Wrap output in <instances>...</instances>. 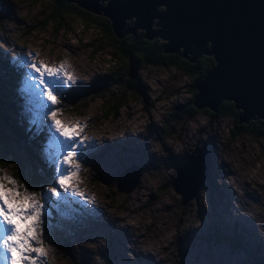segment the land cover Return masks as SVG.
<instances>
[{
	"label": "rangeland",
	"instance_id": "1",
	"mask_svg": "<svg viewBox=\"0 0 264 264\" xmlns=\"http://www.w3.org/2000/svg\"><path fill=\"white\" fill-rule=\"evenodd\" d=\"M42 8L39 0H18L17 3L15 0H0V44L6 46V48H0V75H6V71L11 66L21 71L17 78V80L19 79L18 85L15 77L13 86L10 89L5 87L8 92L5 99L11 108L7 111V115L12 120L22 122V127L24 124V129L28 130L27 138L32 150L30 154L36 158L37 168L41 171V173L37 171L35 173L42 176L41 184L27 188L43 192L51 186L59 192L58 199L44 193L45 214L42 217L44 221L42 238L63 254V260H70L75 264H95V261L93 259L91 261L89 258L94 255L100 256L104 264H156L154 257L150 254L144 255L135 248H128L127 245L133 243L130 230L116 226L121 220L116 212L127 211L129 201L132 199L129 196L121 197L120 194L130 193L137 187L139 178L146 171L158 170L163 167L165 169L172 168L175 171L178 169L179 172L180 164L197 143L198 146L205 144L209 152L207 175L197 188L194 197L195 207H193V199L181 204L180 199L171 197L176 175L169 182L162 183L155 192L148 196L147 201L139 209H136L138 212H160L162 213L160 219L171 221L175 218L173 226L177 236L167 248L162 250L164 258L159 260V264H248L247 261H243V258L249 259V252L256 253L260 247V255L264 254V186L257 184L254 190H249V186L246 184L244 196H238L227 184H217V179L232 173L227 172L226 164L221 162L218 165L216 162L218 145H220L219 151L224 155L233 152L236 143H240L242 148L256 145L260 149V155L264 156V134L237 129L238 120L236 123L231 115H216L214 118H210L202 112V109L206 107L201 108L193 116L173 119L171 117L173 107H175L173 105L161 124L152 122L150 108L160 100L166 99L173 92L180 91L172 86L176 81L184 83V87L190 94V98L185 100H192L193 95L189 88L192 87L193 77L184 75L177 69L173 72L174 68L162 69V67L135 62L130 64L128 73L130 76L132 75V78L138 79L142 85L135 91L132 90L127 98L123 99L118 113L107 116L102 107L104 101L122 98V89L112 83H102L100 80L93 84L96 95L88 96L83 90L86 87L85 84H90L100 74L111 72L114 70L113 67H116V61L110 55V48L102 46L99 43L98 34H95L96 32L92 31L90 27L84 28L82 22L80 23L74 18H70L66 26L57 27L49 24L40 29L41 17L44 13ZM85 11L88 12L86 9ZM20 12H24L25 15L20 16ZM12 24H15L16 27L6 28V25ZM155 27L151 28L155 29ZM57 28L60 29L56 31ZM77 28L80 29L79 33L76 31ZM12 32L19 35L14 37L11 35ZM69 33L73 39L78 41L77 45H72L69 42ZM119 33L126 37L131 35L129 31L127 33L119 31ZM85 39H87V43H85ZM147 42L152 45L150 47H154L160 53L162 47L156 40H147ZM29 46L40 52L39 57H36V51L32 53L37 65L40 60H44L48 65L53 62L59 63L64 58L62 50L67 49L74 57L72 63L76 69L89 78L87 83L78 81L75 85H71L69 82L65 86L62 77H45V85L62 101L56 106L62 110L58 114L59 119L91 116L87 131L93 133L98 132L105 122L118 120L125 108L128 109L125 115L129 119L134 114L133 109L140 104L144 105L142 110L149 115L146 136L142 134V136L133 138L129 135L128 141L125 138L112 142L104 140L102 146H97L95 141H85L84 144H79L77 140L62 141L65 151L74 150L76 160L89 169V172L82 173V175L87 177L86 191L88 194L93 192L96 194V201L93 204L81 201L79 197H73L59 189V186L55 184L54 163L49 162L44 148L36 146V142L45 146L53 133L49 128L52 123L49 119L50 116L47 120L45 119V115L51 110V107L46 105L45 109L40 111L38 101L25 90L23 83V76L27 73V69L21 66V62L30 63L25 55ZM19 54L21 55L18 56ZM141 67L147 70L143 78L138 73V69ZM165 74H167L168 80L164 81L166 85L164 91L157 96L156 101H150L147 96L149 89L146 80ZM184 77H187L190 83L185 81ZM56 81H61L62 84H54ZM157 83H161V81L157 79ZM20 88L26 93V96L22 102H17ZM72 91H77V95ZM192 120L196 123H201V121L204 123L196 131V135L191 138V141L186 143L183 154L174 155L171 149L164 144V141L172 138L183 141L185 135L191 131L188 122ZM222 124L227 128L226 132L221 128ZM1 130L7 131L5 128H1ZM231 131L234 132L233 138ZM202 133L207 136L206 141L201 139ZM39 135L43 139L33 140L34 136L38 137ZM221 136H224L222 144ZM151 138L160 142L161 148L168 153L167 156L158 157L157 154L150 155L148 153V143ZM10 139L14 145V153L20 155L24 165L32 170L33 166L29 164L30 157L26 152L29 150L24 145L25 139H19V143ZM141 139H143V143H140ZM73 145H76L75 149H73ZM252 151L255 152L256 148L252 147ZM259 159L260 156H257V160ZM4 161L6 165L2 167L3 161L0 160V168L8 169L11 174L9 159L4 158ZM42 166L46 171L42 170ZM64 171H67L66 167ZM153 174L155 175V173ZM82 187L84 186L82 185ZM119 188L120 190H118ZM127 189L130 190L127 191ZM165 197H171L172 203H164ZM156 201H160L163 206L153 210V204ZM110 209H115V211L110 213ZM163 213H172V216H164ZM156 219L157 217L153 215L154 222L148 225L149 231L156 229ZM231 224L235 225L236 230L230 231ZM219 226L225 228L226 232L223 235L214 236ZM245 226L255 237L244 233ZM10 232L11 226L0 224V240ZM231 237H235L237 249L243 254L230 252L234 247L228 240ZM99 239L105 240L106 247L98 248L96 252L80 247L84 242L97 243ZM74 245L77 246L75 249ZM252 248L254 249L251 250ZM2 251L4 252L3 249H1ZM129 252L135 257L134 260L127 255ZM4 253L9 264L8 255L6 252Z\"/></svg>",
	"mask_w": 264,
	"mask_h": 264
},
{
	"label": "water",
	"instance_id": "2",
	"mask_svg": "<svg viewBox=\"0 0 264 264\" xmlns=\"http://www.w3.org/2000/svg\"><path fill=\"white\" fill-rule=\"evenodd\" d=\"M65 2L106 19L110 32L119 39L125 37L119 31L131 33L129 42L138 37L145 41L162 37L160 52L178 54L181 51V56L192 63L202 54L211 55L214 65L196 84L191 100L193 107L197 110L206 107L215 112L226 99L238 109V123H248L255 116L264 120V0ZM131 17L135 18L133 25L127 24ZM208 152L205 144H194L180 164L179 172L176 169L173 187L183 197L181 204L195 197L206 178ZM250 264H264V258Z\"/></svg>",
	"mask_w": 264,
	"mask_h": 264
},
{
	"label": "clouds",
	"instance_id": "3",
	"mask_svg": "<svg viewBox=\"0 0 264 264\" xmlns=\"http://www.w3.org/2000/svg\"><path fill=\"white\" fill-rule=\"evenodd\" d=\"M19 15L24 16L25 13L20 12ZM14 27H16L15 24L6 25V28L9 29ZM76 31L79 33L80 29L77 28ZM11 35L17 37L19 34L12 32ZM126 38L128 39V37ZM69 42L72 45L78 44V41L72 38L71 33H69ZM87 42V39H85V43ZM0 48H6V46L0 44ZM33 51H36V57H39L40 52L32 49L31 46L28 47L25 55L32 59V63L36 64V59L32 56ZM62 51L64 52V58L61 59L59 63L53 62L51 65H48L44 60H40L39 64H47L49 69H63V71L67 74L66 79L71 83V85H75L78 81L84 83L89 82V78L80 73L73 65L72 59H74V57L71 56V53L67 49H63ZM146 71L147 70L143 67L138 69V73L142 78L146 75ZM173 72H175V69H173ZM157 79H159L161 83H157ZM166 80H168L167 74L146 80V85L149 89L147 96L150 101H156L157 96L164 91V87L166 86L164 81ZM184 80L190 83L187 77H184ZM172 86L173 88L180 89V91L178 93L173 92V94L168 96L166 99L160 100L154 107L150 108L152 122L157 123L158 125L162 123L163 118L168 114V110L171 109L173 105H180L185 99L190 98V94L188 93L187 88L184 87V83L176 81ZM143 107V104L135 107L133 109L134 114L131 119L125 115V113L128 112V109H123L118 120L115 122H111V120L105 122L103 127L98 132L93 133H89L87 131L89 129L88 121L91 119V116L86 115L79 118L67 117L61 120L58 118V114L62 110L57 109L55 113L50 115L49 119L61 135L79 137L82 141L87 142L95 141L97 146H102L104 140L112 142L117 139H124L129 135L133 138L142 136V134L146 136V126L149 123V115L142 110ZM188 123L191 126V131L185 135L183 141L175 138L166 139L164 141V144L171 149L174 155L183 154L186 143L191 141V138L196 135V131L203 125L204 121L196 123L192 120ZM221 128L224 129L225 132L227 131L225 125L222 124ZM201 139L206 141L207 136L202 133ZM223 141L224 136H221V144ZM140 143H143V139H141ZM148 144V153L150 155L157 154L158 157L168 155V153L164 152L161 148L160 142L154 138H151ZM217 147V164L219 165L223 162L227 165V172L230 171L232 173L231 175H226L223 178L217 179L218 185L222 183L227 184L238 196H244V186L246 184L249 186V190H254L257 184L264 186V156L260 155V149L258 146L252 145L251 147L245 146L242 148L240 143H236L234 145V151L228 155H224L219 151L220 145ZM252 147L256 148L255 152L252 151ZM69 156H71V154H69ZM257 156H260L259 160H257ZM10 167L11 165H9V168ZM69 167L72 171L68 175L58 178V182L62 185V190L73 197H80L87 200L91 204L95 203L96 194L94 192L88 194L86 191L87 177L82 175V173L89 172V169L75 159H72ZM153 173H155V175ZM176 175V171L172 168L165 169L161 167L158 170L146 171L139 178V185L137 187H135L130 193L120 194L121 197L129 196L132 199L129 201L127 211L116 212V215L121 217L120 223L116 226L120 228H128L130 230L131 240L133 243L128 244V248H135L144 255L150 254L154 257L156 264H159V260L164 258L162 250L167 248L177 236L176 229L173 226L175 218L171 221L160 219L162 215L160 212H138L136 209H139L141 205L147 201L148 196L152 194V192H155V190L162 183L169 182ZM82 185L84 187H82ZM47 191L53 193L55 192L51 186L47 187ZM171 197L181 200L183 199V197L178 194L174 188H172ZM171 197H165L164 203L171 204ZM0 198H7L20 210L31 213L30 216L22 217L24 227L30 228L33 225L35 226L34 236H29L33 245L28 249V254L33 258L31 264H75V262L70 260H63V254L60 253L54 245L47 243L41 236L39 214L41 197L39 191L29 190L24 183L11 175L8 169L0 168ZM162 206L163 205L160 201H156L153 204V210L160 209ZM193 207H195L194 198ZM114 211L115 209L109 210L110 213ZM153 215L157 217L156 229L149 231L148 225H151L154 222ZM163 215L172 216V213H163ZM229 229L230 231L234 229L236 230V227L234 224H231ZM244 233L249 236H254V234L250 233V230L246 226ZM180 235L182 236L183 232ZM7 239L8 238L5 237V242H3L5 251L9 250ZM21 239H23V237H21ZM73 247L75 249L77 246L74 245ZM80 247L88 248L93 252H96L98 248L106 247V242L103 239H99L97 243L84 242L80 245ZM236 252L243 254L242 251H239L238 249ZM127 255L131 259H135L131 252ZM92 259L95 261V264H104V261L98 255H94ZM9 264H13V257L11 254L9 255Z\"/></svg>",
	"mask_w": 264,
	"mask_h": 264
},
{
	"label": "trees",
	"instance_id": "4",
	"mask_svg": "<svg viewBox=\"0 0 264 264\" xmlns=\"http://www.w3.org/2000/svg\"><path fill=\"white\" fill-rule=\"evenodd\" d=\"M17 1L18 0H15L16 3ZM39 2L42 4V11L44 12L41 17L42 24L40 29L49 24L57 27H62L63 25L66 26L68 24L67 21L70 18H74L78 22H82L84 28L90 27L92 31L94 30L96 32L95 34H98L99 43L102 46L110 48V55H112L116 61V67H113L114 70L111 72L100 74L99 77L101 78L98 77L95 81L90 82V84H85L84 86L86 87L83 90L88 96L96 95V92H94L93 89V84L100 80H102V83H112L122 89V98L117 100L108 99L104 101L105 103H103L102 107L107 116H111L116 112L118 113L123 99L127 98L128 94L132 90L135 91L136 88L138 89L142 85L138 79V81L136 78L131 79L128 75L129 66L133 62L158 66L160 68L162 67V69L174 68L182 72L184 75L192 76V87L189 86L190 91H192V95L195 94L196 84L211 70L214 65V60L211 55H205L200 59L197 58L196 61L192 63L180 56V54L158 53L154 47H150L152 45L149 42L142 40L139 37L133 42H129L126 37L119 39L110 32L111 27L108 26V21L106 19L94 15L93 13H89L73 3L67 4L64 0H39ZM59 29L60 28H57L56 31ZM159 46L161 47V44ZM17 72L18 70L11 66L6 71V75H0V160L3 161L2 167H5L6 162L4 161V158L6 160L9 159V163L11 165V175L24 183L26 187L33 188L36 184H41L42 176L35 173L36 171L41 173V171L37 168L36 158L30 154L32 150L30 149L31 144L27 138L28 130L24 129V124L22 127V122L12 120L7 115V111L11 108L5 99V96L8 95L5 87H9L10 89L13 86ZM72 92L75 95L78 93L77 91ZM174 106L175 107H173L171 114L173 119L193 116L197 113V111H200L193 107L191 99L184 100L182 104ZM110 110L111 112H109ZM202 112L206 113L210 118H214L216 115H231L234 117L236 123L237 116L239 114V111L235 109L233 102L226 99H223L219 103L215 112H212L207 108L202 109ZM1 128H5L7 131H3ZM236 128L245 132H257L259 134H264V120L255 116L249 120L248 123H237ZM230 133L233 138L234 132L231 131ZM10 138L17 143H19V139H25L24 145L29 150L26 152L30 157L29 164H32V170L24 165L20 155L14 153V145ZM36 138L37 136H34L33 140H36ZM42 170L46 171L44 166H42ZM219 227L216 229L214 236H217L218 234L223 235L226 232L225 228L222 226ZM234 238L235 237L228 238L229 242H231L234 246L231 249V252H235L237 250ZM253 249L254 248L251 250ZM260 250L261 248L259 247V249L255 251L257 253L258 251L260 252ZM257 258H264V254L258 255Z\"/></svg>",
	"mask_w": 264,
	"mask_h": 264
},
{
	"label": "snow or ice",
	"instance_id": "5",
	"mask_svg": "<svg viewBox=\"0 0 264 264\" xmlns=\"http://www.w3.org/2000/svg\"><path fill=\"white\" fill-rule=\"evenodd\" d=\"M19 54L18 56H20ZM17 58V57H16ZM15 58V59H16ZM28 61L30 63L21 62V66L27 69V73L23 76V83L25 86V90L30 93L35 100L38 101V108L40 111H43L47 106L51 107V110L47 112L45 115V119L47 120L48 116L55 113L57 111V105L61 104L62 101L58 96L54 95L52 91L45 85V77L52 78L57 77L63 78L65 86L69 84V81L66 79L67 74L63 71V69L55 68L49 69L47 64L45 65H37L32 63V59L27 56ZM50 131L53 135L48 139L47 146L45 148V152L47 154V159L50 163H54L55 166V184L59 186V189H62V185L58 182L59 177H64L68 175L72 169L69 167L72 159L76 160L74 150L65 151V147L62 141H72L77 140L79 144H84L85 141H82L79 137H71L66 135H61L53 123H50ZM76 145H73V149H75ZM63 153V155H61ZM71 154V156H69ZM59 157L58 159H55ZM65 167L67 171H64ZM55 192H49L44 190L43 192H39L41 197V207L39 210L40 214V228H41V236L43 237L44 233V221L42 217L44 216V193L50 194L54 198H59V192L56 188L52 187ZM65 192V191H64ZM67 193V192H66ZM81 201H86L85 199L79 197ZM31 213L27 211H22L17 206L7 198H0V224L4 226H11V232L4 236L2 240H0V249H3L4 252L7 253L8 259L9 255L13 257V264H31L32 256L28 254V249L31 248L32 241L29 239L30 235L35 234V226H31L30 228L24 227L23 219L24 216H30ZM5 237H7V244L9 246V250L5 251L4 243ZM23 237V239H21Z\"/></svg>",
	"mask_w": 264,
	"mask_h": 264
},
{
	"label": "flooded vegetation",
	"instance_id": "6",
	"mask_svg": "<svg viewBox=\"0 0 264 264\" xmlns=\"http://www.w3.org/2000/svg\"><path fill=\"white\" fill-rule=\"evenodd\" d=\"M134 18L133 17H131V18H129L128 19V23H130L131 25H133L134 24ZM152 23L153 24H155V21H152ZM159 38H161V39H159ZM159 38H154V39H152L153 41L154 40H156L157 42H158V44L160 45H162V43H163V39L164 38H162V37H159ZM181 53V51L178 53V54H180ZM180 56H181V54H180ZM189 55H186V57H188ZM203 56H205V54H202L200 57H198V59H200V58H202ZM184 58V57H183ZM185 59H187V58H185ZM54 84H56V82L54 83ZM259 249V248H258ZM249 254V259H246L245 257L243 258V261H247L248 262V264H250L252 261H254V260H256V259H258L257 257H258V255H260V252L258 251L257 253H252V252H249L248 253Z\"/></svg>",
	"mask_w": 264,
	"mask_h": 264
},
{
	"label": "bare ground",
	"instance_id": "7",
	"mask_svg": "<svg viewBox=\"0 0 264 264\" xmlns=\"http://www.w3.org/2000/svg\"><path fill=\"white\" fill-rule=\"evenodd\" d=\"M120 30H121V29H120ZM117 140H120V139H117ZM125 140L128 141V140H129V136H126ZM118 142H119V141H118ZM89 208H90V207H89ZM86 209H87V208H86ZM90 252L93 253L92 251H90ZM89 258H90V260L92 261V256H91V257L89 256Z\"/></svg>",
	"mask_w": 264,
	"mask_h": 264
}]
</instances>
